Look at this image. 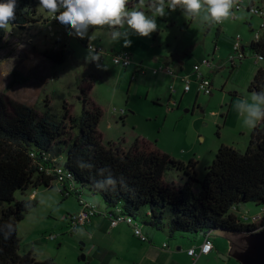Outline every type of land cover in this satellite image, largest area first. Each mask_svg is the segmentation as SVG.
<instances>
[{"label":"rangeland","instance_id":"1","mask_svg":"<svg viewBox=\"0 0 264 264\" xmlns=\"http://www.w3.org/2000/svg\"><path fill=\"white\" fill-rule=\"evenodd\" d=\"M149 2L144 0L146 12ZM232 2V14L221 23H209L203 19V14L186 20L180 10L169 11L167 16L157 19L159 27L150 36H132L130 47H124L122 41L111 42L108 38L111 29L106 25L90 29V34L94 35L91 41L68 36L63 27L44 14L28 31L10 25L11 31L3 44L0 43V92L34 106L40 112L59 116L64 114L66 105L70 114L76 116L83 109L81 91L84 89L86 96L103 110L98 130L105 143L110 141L117 145L122 142L127 147L137 138L142 139L141 146L165 152L182 162L194 158L198 177L202 178L220 145L246 149L253 128L242 125V117L234 105L236 101L250 97L253 92L249 89L250 83L258 69L264 67V58L250 50H245L243 58L237 55L244 50L243 41L258 40L263 35L264 0ZM133 5H138V0H129V6ZM252 25L254 28L251 29ZM238 34L242 47L236 51ZM87 43L101 47L100 63L105 67L97 68L95 62L85 61ZM60 48L67 53L64 62L58 63L46 56L47 52ZM119 51L131 52L132 64L124 67L114 63L113 55ZM180 60L189 64L196 62L186 71L178 64ZM199 65L204 75L213 81L212 93L201 90L195 80L198 71L195 67ZM169 70L174 75L169 74ZM184 76L191 78L190 91L185 89ZM55 169L57 174H62L59 167ZM182 174V170L170 168L166 176L177 181ZM66 186L64 177L58 175L50 187L40 185L29 188L24 194L16 192L18 198L37 201L19 223L20 251L33 248L39 260L52 259L53 264H100L98 254L116 248L120 252L111 259L112 264H133V259L140 255V245H149V242L137 239L133 231V225H136L128 223L130 217L121 214L119 208L108 210L102 196L94 194L88 186H84V193L79 196L72 193L71 188L65 189ZM81 197L95 204L97 212L85 223L75 226L81 222L70 223V217L80 216L86 210ZM243 205L247 206L240 210V215L248 216L244 219L246 223H251L252 217L260 214L264 207V204L253 202ZM103 212L109 219L108 232L114 227V220L124 218L116 226L120 224L124 228L123 236L128 246L135 250L127 251L113 243L111 233L107 231L99 232L97 237L79 235L82 228L90 226L92 229L91 223ZM145 212V207L138 210L137 218L131 219L132 222H137L147 234L154 233L152 240L156 245L166 241L175 250L181 240L184 244L181 259L184 264H193L195 259L187 255V246L195 239L171 238L167 225L159 229L144 225V218L148 217ZM169 214L167 210L165 222ZM260 221L252 224L258 226ZM54 234L56 237L51 239ZM198 238L200 242L202 237ZM211 238L213 251L201 255L195 264H241L233 256L235 251L226 232L216 230ZM234 238L245 245L243 238ZM83 254H87L86 259L82 258Z\"/></svg>","mask_w":264,"mask_h":264},{"label":"trees","instance_id":"2","mask_svg":"<svg viewBox=\"0 0 264 264\" xmlns=\"http://www.w3.org/2000/svg\"><path fill=\"white\" fill-rule=\"evenodd\" d=\"M38 5L39 0H18L16 17L10 25L28 31L44 16ZM262 33L260 39L244 45V55L245 50H250L264 58ZM6 35L0 31V43L3 44ZM46 56L61 63L67 53L60 48L47 52ZM261 84L264 68L256 72L250 91H259ZM81 92L83 109L76 116L70 114L66 105L64 114L59 116L40 112L0 92V233L8 235L5 225L14 228L7 243L0 235V264H53L52 259L39 260L33 248L20 251L19 223L37 201L18 198L16 192L24 194L40 185L50 187L58 175L64 177L65 189L71 188L79 196L83 195L84 186H88L94 194L102 196L108 210L119 208L121 214L133 221L136 212L145 207L148 217L144 218V225L158 229L167 225L171 238L195 239L221 230L237 251L244 244L234 237L244 241L245 236L264 226V215L259 226L240 219L243 203L264 204V120L251 130L244 151L233 145H220L204 176L199 178L194 158L182 162L165 152L141 146L139 138L130 147L122 142L105 143L98 130L103 110L86 96L84 89ZM57 167L62 174H57ZM170 168L182 170L179 180L167 178ZM109 176L116 181L114 185L96 186V181L107 180ZM167 210L170 214L165 222ZM101 264L107 261L104 259Z\"/></svg>","mask_w":264,"mask_h":264},{"label":"clouds","instance_id":"3","mask_svg":"<svg viewBox=\"0 0 264 264\" xmlns=\"http://www.w3.org/2000/svg\"><path fill=\"white\" fill-rule=\"evenodd\" d=\"M18 0H0V31L10 32V24L15 20ZM144 0H138V5L129 6V0H39L38 8L45 17L55 21L65 29L70 37L94 39L90 29L96 26H108L111 29L108 38L113 43L123 42L124 47L133 43L132 36L148 37L159 25L157 19L169 14V11L180 10L187 20L203 14V19L209 23H221L230 17L233 7L232 0H150L148 12L144 11ZM102 53L88 43L85 50V61L95 62L97 68L101 64ZM238 115L242 117V125L255 128L264 120V84L259 91H253L248 98H242L234 105ZM103 173V169L100 170ZM114 185L116 181L109 176L107 180L96 181L97 187L104 184ZM8 235H2L5 243L14 235V228L5 225Z\"/></svg>","mask_w":264,"mask_h":264},{"label":"crops","instance_id":"4","mask_svg":"<svg viewBox=\"0 0 264 264\" xmlns=\"http://www.w3.org/2000/svg\"><path fill=\"white\" fill-rule=\"evenodd\" d=\"M251 1H253V0H251ZM252 28H254L253 25H252L251 29ZM252 40H253V38H250V40L243 41V43H244V45H249ZM195 62L193 61V64ZM178 64L181 65L182 68H184L186 71H189L193 65L192 63L189 64L188 62L181 61V60L179 61ZM261 68H264V67H261ZM205 76H207V75H205ZM190 90H192V86H191ZM173 102H175V101H173ZM246 206L242 205L241 209L245 208ZM260 212L264 213L263 208H262V210L260 209ZM260 212H258V213H260ZM97 217H98V219L96 220V222L94 220L93 222H95V223H93V222H92L93 224L91 223L92 229L90 228V226H88V227H85V228H82L79 230L78 233L80 236H82V237H85V236L97 237L99 235L98 234L99 232H102V231L106 232L108 230L109 219L107 216H105V212L99 213L97 215ZM89 229H91L90 233H89ZM133 231H134V229H133ZM123 232H124V228L121 227L120 224H118L117 226H114L111 229V231L108 233H111V239H112L113 243L123 246L127 251L128 250H135L132 246H128V244H127V242L123 236ZM143 232L147 237L146 240H142L139 236H137L135 231H134V235L137 236L138 237L137 239H139L143 243H146V241H148L149 245H147V244H144L142 246L140 245L141 251L140 252L137 251L140 253V255H139L140 257L138 256L137 259H133V261H132L133 264H184V262L181 259V253L183 252L182 249L184 248V244H182L181 240L178 242V245L176 247H174L175 250H172V246L170 244H168L166 241H162V242L159 241L157 245L155 243H153L152 239L154 237V233L148 232V234H147L144 230H143ZM200 237H202L200 242L198 241L199 240L198 237L195 238V240H192V241H194V243L188 245L187 249L192 247V246L201 244L204 240V236H200ZM179 239H181V238H179ZM195 242H197V243H195ZM86 243L87 242H84V245H86ZM165 244H168V247H167V245L165 246ZM118 252H120V251H118V249H116V248L115 249L114 248L105 249V251L103 253L98 254V257L100 259V264L102 263V261L104 259L107 261V264H112L111 259L114 256H117ZM89 253H92V251ZM187 255L189 256L188 252H187ZM93 258H94V256L91 257V259H93Z\"/></svg>","mask_w":264,"mask_h":264},{"label":"built area","instance_id":"5","mask_svg":"<svg viewBox=\"0 0 264 264\" xmlns=\"http://www.w3.org/2000/svg\"><path fill=\"white\" fill-rule=\"evenodd\" d=\"M262 13L264 14V11H262ZM240 34H238V37H237V41H236V44H235V50L236 51H239L242 47V43H241V40H240ZM88 44V43H87ZM96 47V46H95ZM97 50H101V47H96ZM239 57H242L244 56L243 55V52H241L240 50V53L237 54ZM259 58H263L261 55H258ZM233 59V58H232ZM113 61L114 63L116 64H121L123 66H129L130 64H132V54L131 52H128V51H125V52H116L114 55H113ZM203 62H207L209 63L207 60H204ZM163 68V67H161ZM198 71H197V74H196V79L198 80V86L201 90H204L208 93H211L212 92V81L209 77H206L204 75V73L201 71L200 69V65L199 66H196L195 67ZM167 69V68H166ZM165 69V70H166ZM156 71L158 69H155ZM169 74L171 75H174V72L172 73L171 70L167 71ZM189 76L187 77H183V81H184V84H185V89L186 90H189L191 87V80H189ZM191 79V78H190ZM60 171V170H59ZM61 172V171H60ZM80 201L81 203L83 204L84 203V207H86V210H83L82 213L80 214V216H74V217H70V223H72L73 221L75 222L76 220L80 221L81 223H77L75 224V226H77L78 224H82V223H85L89 217H93L95 212H97V207L95 204H92L90 202H88L85 198L81 197L80 198ZM78 214V215H79ZM241 217H243L242 219H248V216L246 214H243ZM260 218V219H259ZM262 218V215L259 214V216H253L252 217V221L251 222H255V221H258V220H261ZM81 219V220H80ZM88 219V220H89ZM83 220V221H82ZM123 221L124 218L123 217H118L117 221L114 220L113 221V226H116V224L118 223V221ZM129 221L132 222L131 218L128 219ZM254 220V221H253ZM116 221V222H115ZM133 224H135L136 226L133 225V229L136 233L137 236H139L142 240H146L147 237L146 235L144 234L143 230L138 227L137 225H139L137 222H132ZM261 226V225H260ZM56 235H51L50 238H55ZM167 244H165L166 246ZM213 249V242L212 240L209 238V236H206V238L204 239L203 243L201 245H198V246H192L188 249V254L195 259V261L203 254H208L210 251H212Z\"/></svg>","mask_w":264,"mask_h":264},{"label":"water","instance_id":"6","mask_svg":"<svg viewBox=\"0 0 264 264\" xmlns=\"http://www.w3.org/2000/svg\"><path fill=\"white\" fill-rule=\"evenodd\" d=\"M259 228L258 232L244 237L243 249L233 253L241 264H264V226ZM82 258L86 259V254H83Z\"/></svg>","mask_w":264,"mask_h":264},{"label":"bare ground","instance_id":"7","mask_svg":"<svg viewBox=\"0 0 264 264\" xmlns=\"http://www.w3.org/2000/svg\"><path fill=\"white\" fill-rule=\"evenodd\" d=\"M244 50H242V52H243ZM244 55V54H243ZM257 56H258V54H256ZM243 57H245V56H243ZM242 57V58H243ZM208 77V76H207ZM195 80H197L196 78H195ZM212 81V80H211ZM212 87H213V82H212ZM212 93V92H211ZM123 113H124V110L122 111ZM132 144H130V145H128L127 147H130ZM264 208V207H263ZM264 210V209H263ZM262 216L264 215V213H260ZM243 215V214H242ZM255 216H259V214H257V215H255ZM243 217H240V219H242ZM128 223H132L131 221H129L128 220ZM260 225V224H259ZM258 225V226H259ZM206 236H209V238L212 240V238H211V236H212V234L211 235H206ZM206 236L204 237V239L206 238ZM204 241V240H203ZM212 242H213V240H212ZM203 243V242H202ZM201 243V244H202ZM201 244H199V245H201ZM195 246H198V245H195ZM213 248H214V243H213ZM213 250V249H212Z\"/></svg>","mask_w":264,"mask_h":264}]
</instances>
